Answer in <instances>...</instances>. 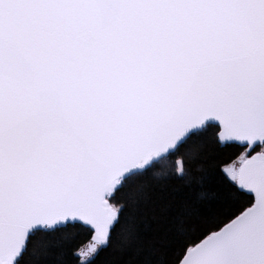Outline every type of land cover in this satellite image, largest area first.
<instances>
[{
    "label": "snow or ice",
    "instance_id": "1",
    "mask_svg": "<svg viewBox=\"0 0 264 264\" xmlns=\"http://www.w3.org/2000/svg\"><path fill=\"white\" fill-rule=\"evenodd\" d=\"M0 264H264V0H0Z\"/></svg>",
    "mask_w": 264,
    "mask_h": 264
}]
</instances>
